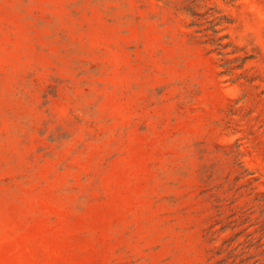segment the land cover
Here are the masks:
<instances>
[{"label": "rangeland", "instance_id": "obj_1", "mask_svg": "<svg viewBox=\"0 0 264 264\" xmlns=\"http://www.w3.org/2000/svg\"><path fill=\"white\" fill-rule=\"evenodd\" d=\"M205 1L236 55L155 0H0V264H264V0Z\"/></svg>", "mask_w": 264, "mask_h": 264}, {"label": "trees", "instance_id": "obj_2", "mask_svg": "<svg viewBox=\"0 0 264 264\" xmlns=\"http://www.w3.org/2000/svg\"><path fill=\"white\" fill-rule=\"evenodd\" d=\"M161 9L172 15L173 18H183L181 24L186 30H193L190 37L198 41L201 46L211 48L209 55L221 58L234 56L237 51L230 42V37L225 32V27L231 25V20L223 15L216 7L209 5L205 0H155ZM228 4H237L240 0H222ZM78 7H82L76 4ZM172 19V18H170ZM246 58L235 59L232 63L239 64L235 69H230L229 64L221 65L222 73H232L243 70Z\"/></svg>", "mask_w": 264, "mask_h": 264}]
</instances>
